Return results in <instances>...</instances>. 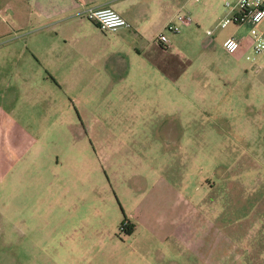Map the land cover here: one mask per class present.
Returning a JSON list of instances; mask_svg holds the SVG:
<instances>
[{"label": "rangeland", "instance_id": "obj_1", "mask_svg": "<svg viewBox=\"0 0 264 264\" xmlns=\"http://www.w3.org/2000/svg\"><path fill=\"white\" fill-rule=\"evenodd\" d=\"M179 1L191 25L163 29L179 55H167L173 82L146 69L113 91L100 82L95 96H56L74 98L71 130L57 123L60 106L20 102L13 119L30 121L42 158L0 203V264H228L233 238L264 219V50H249L252 61L191 48L248 38L251 24L209 37L223 0ZM56 162L58 176L48 173Z\"/></svg>", "mask_w": 264, "mask_h": 264}, {"label": "crops", "instance_id": "obj_2", "mask_svg": "<svg viewBox=\"0 0 264 264\" xmlns=\"http://www.w3.org/2000/svg\"><path fill=\"white\" fill-rule=\"evenodd\" d=\"M3 2L0 0V11L7 5L6 10L10 6L12 12H0V203L8 195L11 199L17 197L18 185L25 177L38 173L36 168L42 158L41 140L32 131L30 121L27 119V123L22 124L13 119L20 102H25L27 112H34L37 107L43 110L42 106L45 110L60 106V113H66L67 119L57 123L71 130V126L77 129L76 124H79L71 107L74 98L66 105L58 102L56 96L60 99L82 90L95 96L100 82L107 84V91H113L121 81L146 76L140 73L146 69L152 77L173 82L178 72L175 68L176 72L169 74L174 65L167 55L179 57L173 47L175 40L168 38V46L163 48L156 38L168 22L175 20L178 12L188 14L187 10L183 11L185 3L180 4L179 0ZM105 6L120 13L129 27L113 32L102 30L84 15L88 8ZM200 21L197 17L198 26H201ZM190 25L191 22L185 26ZM208 39L192 43L191 48L225 52L224 40L219 44ZM240 39L243 40L241 48L227 54L235 57L248 54V38ZM146 51L150 53L148 58L144 56ZM84 82L86 85L82 86ZM57 123L48 126L54 127ZM79 134L73 136L72 143L79 145ZM90 161L88 157V163ZM57 166V162L48 164V173L58 176ZM43 183L51 184L50 180ZM131 223L134 230L136 226ZM233 241L234 255L230 258L234 261L229 258L228 264H264V219L257 217L250 235L235 236Z\"/></svg>", "mask_w": 264, "mask_h": 264}, {"label": "built area", "instance_id": "obj_3", "mask_svg": "<svg viewBox=\"0 0 264 264\" xmlns=\"http://www.w3.org/2000/svg\"><path fill=\"white\" fill-rule=\"evenodd\" d=\"M224 14L212 28L206 30L207 35H213L217 29L225 28L227 25H242L250 23L248 35V46L253 54H260L264 50V0H223ZM84 15L89 20L95 22L97 26L106 31H117L121 28L129 27L127 20L113 8L92 7L84 11ZM191 18L187 14H177L172 22L165 25V29L178 33L182 26L188 25ZM157 42L163 47L168 46L169 40L165 33H160ZM242 39L235 36H227L222 45L229 53H234L243 45ZM247 60H255L254 56L246 55ZM123 230V226L121 227Z\"/></svg>", "mask_w": 264, "mask_h": 264}, {"label": "trees", "instance_id": "obj_4", "mask_svg": "<svg viewBox=\"0 0 264 264\" xmlns=\"http://www.w3.org/2000/svg\"><path fill=\"white\" fill-rule=\"evenodd\" d=\"M132 231V228L131 226H129L127 229H126V233H130Z\"/></svg>", "mask_w": 264, "mask_h": 264}]
</instances>
